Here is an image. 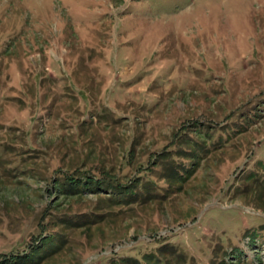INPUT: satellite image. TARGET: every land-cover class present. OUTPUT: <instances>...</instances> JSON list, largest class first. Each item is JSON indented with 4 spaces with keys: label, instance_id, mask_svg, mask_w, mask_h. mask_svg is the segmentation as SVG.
Here are the masks:
<instances>
[{
    "label": "rangeland",
    "instance_id": "374dc122",
    "mask_svg": "<svg viewBox=\"0 0 264 264\" xmlns=\"http://www.w3.org/2000/svg\"><path fill=\"white\" fill-rule=\"evenodd\" d=\"M0 264H264V0H0Z\"/></svg>",
    "mask_w": 264,
    "mask_h": 264
}]
</instances>
